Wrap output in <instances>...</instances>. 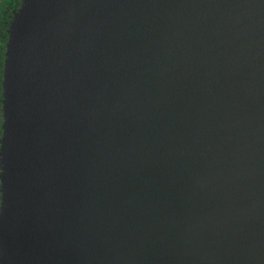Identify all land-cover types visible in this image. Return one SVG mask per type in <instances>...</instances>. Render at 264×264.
I'll list each match as a JSON object with an SVG mask.
<instances>
[{
  "label": "water",
  "instance_id": "95a60500",
  "mask_svg": "<svg viewBox=\"0 0 264 264\" xmlns=\"http://www.w3.org/2000/svg\"><path fill=\"white\" fill-rule=\"evenodd\" d=\"M0 81V264H264V0H20Z\"/></svg>",
  "mask_w": 264,
  "mask_h": 264
},
{
  "label": "trees",
  "instance_id": "16d2710c",
  "mask_svg": "<svg viewBox=\"0 0 264 264\" xmlns=\"http://www.w3.org/2000/svg\"><path fill=\"white\" fill-rule=\"evenodd\" d=\"M19 2L20 0H0V81H1V72H2L4 44L7 39L6 29L11 19L12 12L18 7ZM0 91H1V87H0Z\"/></svg>",
  "mask_w": 264,
  "mask_h": 264
},
{
  "label": "flooded vegetation",
  "instance_id": "af4514ba",
  "mask_svg": "<svg viewBox=\"0 0 264 264\" xmlns=\"http://www.w3.org/2000/svg\"><path fill=\"white\" fill-rule=\"evenodd\" d=\"M0 118H1V112H0ZM0 124H1V120H0ZM1 132V131H0Z\"/></svg>",
  "mask_w": 264,
  "mask_h": 264
}]
</instances>
